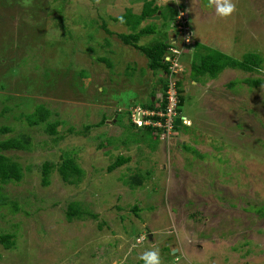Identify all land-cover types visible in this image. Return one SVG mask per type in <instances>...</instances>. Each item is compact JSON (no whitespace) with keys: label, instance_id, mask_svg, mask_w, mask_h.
<instances>
[{"label":"rangeland","instance_id":"1","mask_svg":"<svg viewBox=\"0 0 264 264\" xmlns=\"http://www.w3.org/2000/svg\"><path fill=\"white\" fill-rule=\"evenodd\" d=\"M143 1L0 0V127L10 129L0 140L25 133L32 143L2 152L20 162L22 177L0 184V236L12 240L0 242V264H144L140 255L154 246L162 264H264V0H233L226 18L208 0H154L179 7L191 33L160 14L134 25H156L138 44H179L192 80L179 109L190 125L154 143L134 141L141 133L124 123L129 105L161 88L162 72L121 42L115 33L131 27L112 19L128 8L138 14ZM194 42L235 59L254 52L262 63L195 75ZM231 80L239 81L229 87ZM40 104L49 116L29 125L26 115ZM54 121L55 132L45 130ZM118 154L131 160L108 172ZM67 156L83 171L76 184L57 171ZM44 161L54 164L46 186ZM71 201L94 217L68 221Z\"/></svg>","mask_w":264,"mask_h":264},{"label":"trees","instance_id":"2","mask_svg":"<svg viewBox=\"0 0 264 264\" xmlns=\"http://www.w3.org/2000/svg\"><path fill=\"white\" fill-rule=\"evenodd\" d=\"M159 11L160 17L162 19L166 20H174L177 15V8L176 7H162L159 5H156L154 3V0H144L142 4L141 11L138 14H134L129 8L121 15L117 17H113L112 19L116 21H120L122 24L128 26L131 31L129 33L125 32H119L115 33V35L121 40V42L125 45H131L132 47L138 49L147 59V66L148 68L155 72L157 70L166 71L168 72V66L169 63L164 60V56L167 54V50L171 47L168 43V38H162L161 41H155L152 42L149 45L144 44H138L141 37L153 34L156 31V25L154 22H150L147 25H144L143 27L139 28L138 30H135L134 25L139 24L142 20H146L149 17L155 16L157 12ZM154 24V25H152ZM109 33H111L109 30H107ZM193 51L192 55L194 56L191 63V71H193V74L195 75H208L210 78L216 77L224 68H238L246 72H252L254 70H257L260 68L262 63V58L260 55L254 53V52H246L242 59H235L230 55L225 54L224 52L220 51L219 49L210 48L207 45H201L198 42H194L193 44ZM199 57V58H198ZM103 57H100V60ZM199 62H198V60ZM237 81L239 80H231L229 82V87H233ZM245 82H249L252 84H257L261 80L260 79H245ZM161 87L159 90H161L158 94L157 91L151 92L150 96H148V99L145 103H136L133 102L131 105H129L128 109H126L127 117H126V123H124L125 126H131L136 128V132H140L142 137L140 136L137 138H134L133 140L138 142L143 140H154L157 141L160 139V128L152 125H143L142 127L137 128L136 124L133 123L130 119V107L132 106H140L141 108L146 109H159L162 108L165 105V90L166 86L163 84L164 81L161 79ZM180 82H178V85ZM178 91H180L179 94V105L182 106L184 102V98L182 95L183 89L178 86ZM157 94V95H156ZM156 95V100H152L151 98ZM180 109V108H179ZM120 111L119 109L117 112ZM50 111L45 108L42 104L37 105L35 108V111L32 113H29L26 115V119L29 125H36L42 122H45L47 117L49 116ZM107 117L103 116L100 121L96 123L97 126L102 125L106 122ZM57 121L50 122L46 124L45 130H47L50 133L55 132V126L57 125ZM182 126L187 127V125L182 124ZM89 127V126H87ZM174 129L177 130L178 126H174ZM9 127L7 126H1L0 127V133H5L9 131ZM178 131V130H177ZM129 138V137H127ZM128 139L124 140V143L127 142ZM32 143L31 138L29 135L25 133H17L11 137H8L7 139L0 140V184L6 183L8 181L14 180V179H20L22 177V165L17 160H14L7 156L6 154H3V150L8 149H14V150H28L31 149ZM182 148L186 151H192L194 153H197L198 151L194 148L192 149V146H189L186 143L180 144ZM131 160V156L124 155V154H118L115 159L107 166L106 170L108 172L113 171L115 168L120 167L124 165L125 163L129 162ZM54 168V164L50 161H44L41 164V183L42 185L46 186L49 184V175L51 173V170ZM57 171L59 172L61 179L66 182L67 184H76L82 174V169L74 162L73 158L70 156L64 157L60 165L57 167ZM135 179H137L138 183H140V180L142 179L141 175H136ZM0 192V206H4L7 204V201L4 197V195ZM14 208H17L14 206ZM133 209H136V205L133 207ZM88 210L84 209L80 202L78 201H71L68 203L66 211H65V217L68 221H72L73 219H82L86 217L87 215H91L94 217V214L91 212H86ZM262 213L264 214V206L262 209ZM14 237V235H13ZM10 234H4L0 236V242L4 247L9 246L12 243V240L10 239Z\"/></svg>","mask_w":264,"mask_h":264},{"label":"built area","instance_id":"3","mask_svg":"<svg viewBox=\"0 0 264 264\" xmlns=\"http://www.w3.org/2000/svg\"><path fill=\"white\" fill-rule=\"evenodd\" d=\"M175 24L179 33L188 34V26L186 23V18L183 12H179L177 15ZM177 50L172 49L175 53V58L173 63H171L170 71L167 74V88L165 90V105L159 109H146L140 106H133L130 112V118L133 123L138 127L143 125H152L160 128V136L165 134H174L175 119L179 117L177 107H178V92L176 89V73H177ZM167 59V58H166ZM135 114L138 116L135 117ZM181 117V116H180ZM182 122H185V118L181 117Z\"/></svg>","mask_w":264,"mask_h":264},{"label":"clouds","instance_id":"4","mask_svg":"<svg viewBox=\"0 0 264 264\" xmlns=\"http://www.w3.org/2000/svg\"><path fill=\"white\" fill-rule=\"evenodd\" d=\"M97 2H99V0H97ZM180 2V0H176V3L178 4ZM29 3V0H25V6H27ZM208 4L210 7H214L215 9V14L219 17H222V18H226V17H229L231 16L235 11H236V4L233 2V0H208ZM177 15L179 14V12H183L182 10H180L179 7H177ZM159 12V11H158ZM157 12V14H159ZM156 14V15H157ZM177 15L175 17L174 20H172L171 22V25L172 27H176L177 24H175V21H176V18H177ZM183 15H184V12H183ZM153 17V16H152ZM186 18V17H185ZM147 19H152L151 17L147 18ZM186 23H187V26H188V29H189V32L191 33V28L189 26V21L188 19L186 18ZM180 36V34H179ZM169 41H171L170 38H168V43L170 44V48L167 50V54L164 56V60H166L168 63H169V66H168V72L166 71H162V77H163V81H164V85L166 86L167 88V74L169 73L170 71V66H171V63H173V59L175 58V53L172 52V49H178L179 50V44H172L170 43ZM185 52V48H183L182 50V53ZM181 53V54H182ZM177 57V73H176V89H177V92H178V107H177V111H178V114L181 116V117H184L185 118V122H182L181 120V117L179 116L178 118L180 119V122H179V125L178 126H181L182 124H185V125H190L187 123V118L185 116H182L179 112V108H181L182 106L179 105V94H180V91H178V86H180L183 90H184V87H185V82H192L191 79H189L190 77L186 78L185 74H187L189 76L188 73H185L180 64H179V58L181 55L177 54L176 55ZM167 58V59H166ZM190 71H191V65H190ZM189 80V81H188ZM185 81V82H184ZM178 82H180V84L178 85ZM162 88V87H161ZM161 90L157 89V94L160 92ZM183 93V92H182ZM156 94V95H157ZM156 95L152 98V100H156ZM177 118V117H176ZM131 119V118H130ZM175 123V122H174ZM176 126V125H175ZM137 128H139L138 126H136ZM176 130L174 129V132ZM141 260L144 261V264H162V261H161V257H160V252H159V249L157 247H153L151 248L150 250H146L144 251L140 257H139Z\"/></svg>","mask_w":264,"mask_h":264},{"label":"water","instance_id":"5","mask_svg":"<svg viewBox=\"0 0 264 264\" xmlns=\"http://www.w3.org/2000/svg\"><path fill=\"white\" fill-rule=\"evenodd\" d=\"M159 13V12H158ZM151 18H158V16H153V17H151ZM179 122H180V119L177 117L176 119H175V125L176 126H178L179 125ZM150 236V235H149Z\"/></svg>","mask_w":264,"mask_h":264},{"label":"crops","instance_id":"6","mask_svg":"<svg viewBox=\"0 0 264 264\" xmlns=\"http://www.w3.org/2000/svg\"><path fill=\"white\" fill-rule=\"evenodd\" d=\"M188 81H189V80H188ZM193 83H194V82H193ZM152 98H153V97H152ZM152 98H151V99H152Z\"/></svg>","mask_w":264,"mask_h":264}]
</instances>
